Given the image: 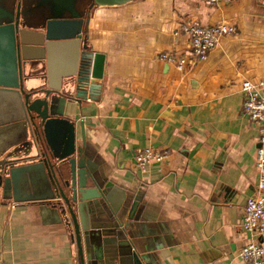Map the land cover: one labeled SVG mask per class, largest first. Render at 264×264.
I'll return each mask as SVG.
<instances>
[{
  "label": "crops",
  "instance_id": "crops-1",
  "mask_svg": "<svg viewBox=\"0 0 264 264\" xmlns=\"http://www.w3.org/2000/svg\"><path fill=\"white\" fill-rule=\"evenodd\" d=\"M190 20L237 32L180 71L159 55L189 52L178 30ZM84 21L104 74L96 99L82 100L70 118L117 192L136 198L131 215L150 240L152 264H247L238 253L249 238L243 208L257 192L259 129L244 112L241 84L264 82V0L93 4ZM23 73L25 90L39 87L44 60ZM145 147L169 156L141 170L134 156ZM41 181L33 169L20 173L16 193L0 188V264H81L73 230L57 201L41 198ZM259 242L264 248V235Z\"/></svg>",
  "mask_w": 264,
  "mask_h": 264
},
{
  "label": "water",
  "instance_id": "water-1",
  "mask_svg": "<svg viewBox=\"0 0 264 264\" xmlns=\"http://www.w3.org/2000/svg\"><path fill=\"white\" fill-rule=\"evenodd\" d=\"M87 1L40 0L31 15L41 23L33 25L20 2L13 12L0 0V188L16 193L20 173L37 170L41 198L57 201L81 264H152L150 240L131 215L136 198L117 192L70 118L82 100L96 99L104 74V55L87 44L84 14L93 4L129 0ZM39 59L45 81L25 90L24 67ZM29 159L37 161L13 166Z\"/></svg>",
  "mask_w": 264,
  "mask_h": 264
},
{
  "label": "built area",
  "instance_id": "built-area-1",
  "mask_svg": "<svg viewBox=\"0 0 264 264\" xmlns=\"http://www.w3.org/2000/svg\"><path fill=\"white\" fill-rule=\"evenodd\" d=\"M208 5H214L219 0H203ZM178 32L183 33L189 40L190 49L187 53L165 51L159 58L168 64H173L183 71L189 66L208 58L209 53L225 35H234L237 28L234 24H204L198 20L183 21ZM244 92L242 107L247 117L258 124L259 146L256 149V168L259 173L257 192L248 197L243 208L242 230L249 236L246 244L238 253L240 259L247 264H264V248L259 242L264 235V82L258 83L243 80ZM168 151L145 147L139 149L134 156L135 165L145 170L151 162L165 161Z\"/></svg>",
  "mask_w": 264,
  "mask_h": 264
},
{
  "label": "flooded vegetation",
  "instance_id": "flooded-vegetation-1",
  "mask_svg": "<svg viewBox=\"0 0 264 264\" xmlns=\"http://www.w3.org/2000/svg\"><path fill=\"white\" fill-rule=\"evenodd\" d=\"M20 2V7L25 11L24 21L33 25L41 23L40 16L31 15L32 12L38 11L35 7L40 0H9L8 6L13 7V12L17 11V4ZM14 3V6H13ZM90 4V0L87 1L86 7Z\"/></svg>",
  "mask_w": 264,
  "mask_h": 264
},
{
  "label": "rangeland",
  "instance_id": "rangeland-1",
  "mask_svg": "<svg viewBox=\"0 0 264 264\" xmlns=\"http://www.w3.org/2000/svg\"><path fill=\"white\" fill-rule=\"evenodd\" d=\"M13 6H14V3H13ZM11 8H13V7L11 6Z\"/></svg>",
  "mask_w": 264,
  "mask_h": 264
}]
</instances>
